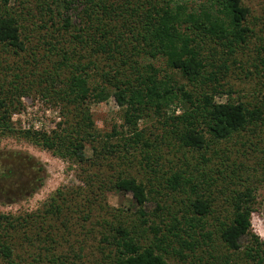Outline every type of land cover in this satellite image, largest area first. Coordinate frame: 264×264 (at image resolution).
Returning <instances> with one entry per match:
<instances>
[{"label":"trees","instance_id":"obj_1","mask_svg":"<svg viewBox=\"0 0 264 264\" xmlns=\"http://www.w3.org/2000/svg\"><path fill=\"white\" fill-rule=\"evenodd\" d=\"M10 1L0 3V47L8 52L12 47L15 53H26L28 25L23 18L24 12L15 7V1L13 4ZM43 3L50 12L46 17L52 20L51 24L73 28L70 35L89 45L91 53H105L121 64L132 56L145 59L144 66L136 68L126 80L117 78V74L122 73L120 63H109V69L98 71L102 81L93 83L91 67L99 70L97 57L92 59L90 55L89 62L83 63L80 56L75 58L78 54L74 53L76 46L65 47L62 42L61 46H56L50 42L51 49L57 51V59L41 73L39 84L46 83L45 95L56 93L60 100L66 101L68 108L72 105L69 109L75 112L78 121L67 123L62 132L56 133L57 140L43 134L34 140L68 162H88L86 144L96 142L99 135L95 134L87 104L92 98L106 99L111 92L124 108L123 118L130 126L124 147L130 144L136 147L140 143L146 147L150 145L148 136L137 125L145 117L144 112L152 108L159 121L170 129L167 132L176 136V143L181 148L198 152L203 158H206V152L227 154L228 148L219 147L220 142L244 132L255 133L264 125V34L261 33L264 32V15H254L244 0H43L39 4L42 10ZM258 25H262L260 31ZM155 59L162 60L163 65L156 66ZM10 67L4 77L0 69V135L15 132L11 116L18 109L17 99L29 93L31 88L23 79V73L13 70L12 75ZM242 76L259 79L255 92L233 97L229 79ZM224 93L228 95L226 101H217L216 96ZM179 108L182 111L176 114ZM170 109L172 111L168 113ZM92 145L98 157L101 151L97 145ZM103 147L105 154L99 159L108 158L107 154L111 152H117L120 159L133 153L124 149L120 154L123 148L110 142H105ZM11 156L12 162L4 161L5 165L0 168V194L7 187H16L12 192L32 195L43 183V175L26 174L30 178L21 181L31 163L17 152H12ZM160 158L154 152L143 151L139 162L146 172L155 173L154 179L159 181L160 189H181L184 194L190 193L188 200L197 216L188 218L187 223L204 231L206 219L214 211L210 195L206 190H199L205 183V170L202 178L190 175L187 169L161 176L157 172L161 169ZM37 170L43 173L44 168L37 165ZM110 182L112 184L107 186L110 189L132 192L140 205L139 218L130 224L122 219L117 223L103 220L105 230L101 232L103 245L99 247L102 254L99 264H170L168 257L172 254L183 260L192 255L194 259H200V264L203 261H210V264H264V240L252 228L257 203L253 188L237 189L225 185L230 191L229 197H225L230 209L214 230L223 250L214 256L206 250L204 253L209 254L206 258L207 254L198 256L196 252L201 244L208 246L209 240H213L212 232L204 231L202 235L206 240L200 243L194 233L186 231L188 236L184 237L180 232H165L161 224L151 222L150 213L144 206L155 191L153 182V188L147 189L136 176H125L124 173H119ZM2 187H6L5 190ZM107 187L102 188L103 193ZM191 195H195L194 198ZM67 199L64 191L57 189L46 202L41 216L43 223L49 219V223L58 227L60 217L71 207ZM72 205L76 206L75 210L83 211L79 201ZM157 208L163 209L159 202ZM87 209L89 207L85 205L84 212ZM40 214L36 212L27 217L0 214V229L13 237L11 231L28 227L31 216ZM148 232H152L153 238L149 239ZM5 235L1 236L4 239L0 237V255L8 264H18L13 257V243L6 240ZM47 235L49 237L50 233ZM42 260L43 256L33 257L27 264H41ZM49 262L65 264L54 252Z\"/></svg>","mask_w":264,"mask_h":264},{"label":"rangeland","instance_id":"obj_2","mask_svg":"<svg viewBox=\"0 0 264 264\" xmlns=\"http://www.w3.org/2000/svg\"><path fill=\"white\" fill-rule=\"evenodd\" d=\"M14 1L15 7L24 12L23 18L28 25L25 33L28 36L26 39L27 52L20 51L18 54L12 47L8 52L1 46L0 69H2L3 77L9 66L12 68L10 73L12 75L17 71L22 72L23 79L31 88L28 89L29 93L17 99L18 109L13 111L11 116L15 132L0 135V168L5 165L4 161L12 162L11 153L17 152L31 163L25 170V175L33 176L37 173L43 175L44 178L40 188L32 195L26 193L27 195L24 196L23 191L21 193L12 192L16 187H2L6 190L0 194V214L20 217L41 212L40 215L31 216L28 227L24 226L20 231H11L13 237L5 235L0 229V237L5 235V239L13 243V257L18 264L31 263L33 257L38 258V256H43L41 264H51L49 258L53 252L65 264H99L102 256L99 247L103 245L100 242L101 232L105 230L103 220L106 218L117 223L122 219L130 224L139 218L137 210L140 205L136 202L132 192L110 189L107 187L112 184L110 181H114L119 173H124L125 176H136L139 181L147 185V189L153 188L152 182L155 191L160 189L159 181L154 179L155 173L146 172L143 164L139 162L143 151L154 152L157 156H161V169L157 171L161 176L165 174L166 177L174 171L187 169L190 175L202 178L203 170H205V183L200 186L199 190L203 192L206 190L212 199L214 211L206 219L208 223L204 231L212 232L213 240H209L208 246L201 244L196 252L198 256L207 254L205 256L207 258L208 253L214 256L223 250L222 243L214 230L219 225V220H222L227 210L230 209L225 198L230 194V191L225 188L226 184H229L230 188H253L257 203L256 211L252 216V228L253 232L264 240V125L255 133L244 132L233 139L220 142L219 147L228 148L227 154L213 155L212 152H206V158H203L198 152L181 148L180 144L176 143V136L173 137L167 132L170 129L159 121L160 118L155 116L152 108L144 112L145 117L141 118L137 125L148 136L150 145L146 147L140 143L136 144V147L131 144L124 147L125 136L130 126L123 118L124 108L120 106L116 96L111 92L108 98L102 100L92 98L87 104L94 120L95 134L99 135L96 142L86 144L85 152L89 158L88 162L85 164L68 162L67 159L54 154L51 149L37 143L34 139L40 137L41 134L57 140L56 133L62 132L68 125L67 123L74 124L78 121L74 115L75 112L69 109L72 105L68 108L66 101L60 100L56 93L49 92L45 95L43 88L46 83L39 84L40 80L42 81L41 73L57 59V51L51 49L52 45L61 46L63 44L70 48L76 46L74 53L78 52V54L75 58L80 56L83 58V63L89 62L90 55L92 59L97 57L99 70L91 67L93 83L102 81L98 71L101 72V68L109 69V63L113 62V65L116 61L120 63L122 73L117 74V78L126 80L136 68L144 66L145 59L132 56L121 64V61L118 59L115 61V58L107 57L105 53H91L89 45L81 43L78 37L70 35L74 31L73 28L64 29L61 28L62 24L61 26L51 24L52 20L49 16L46 17L47 12L50 13L49 10H46L44 3V10L39 5L43 0H11L10 3L13 4ZM2 2L3 0H0V3ZM244 2L251 7L254 15L258 17L264 15V0H244ZM29 12L31 14H28ZM45 13L46 15L43 16L42 14ZM257 27L260 31L262 25ZM261 33L264 34V32ZM154 61L156 66L164 63L162 60L155 59ZM66 74L69 73L66 72ZM229 80L233 97H240L244 94L252 95L256 89V82H259L257 77L248 79L244 76L233 77ZM227 98L226 93L216 96L219 102H225ZM171 111V109L168 110V113ZM181 111L180 108L177 109L176 114ZM105 142L121 146L123 149L120 154H123L124 149H129L133 153L129 154L126 159L124 157L120 159L117 152H111L107 154L108 158L99 159L100 155L105 154L106 148L103 147ZM92 144L97 145L101 151L98 157L94 153ZM94 160H96L95 163H93ZM37 165L43 166V173L37 170ZM29 176H24V180L21 179V181H27ZM1 184L2 182L0 186ZM104 187H107L106 191L104 190L105 193L102 192ZM57 189L64 191L69 198L67 204L71 206L60 217L59 228L52 222L49 223V219H45L46 223H43L41 219L46 202ZM155 191L150 194V199L144 206L150 213L148 216L151 217V222L161 224L165 232L168 230L180 232L184 234V237H187V232H190L195 234L194 238L200 243L206 240L202 235L205 232L199 226L195 228L192 223H187L188 218L196 215L188 200L190 193L184 194L181 189L171 190L169 188ZM191 196L194 198L195 195ZM77 201L83 206V211L75 210L76 206L72 204ZM158 202L163 209L157 208ZM84 204L92 211L89 212L87 209L84 212ZM162 223L168 226H163ZM49 233L50 236L47 237ZM147 234L149 239L153 238L152 232ZM176 245L179 247V244ZM211 245L215 247V250ZM206 250L209 252L204 253ZM186 251L189 252L188 249ZM168 260L170 264L201 263L200 259H194L192 255L183 260L179 255L172 254ZM0 264H8L1 255ZM203 264H210V261H203Z\"/></svg>","mask_w":264,"mask_h":264}]
</instances>
